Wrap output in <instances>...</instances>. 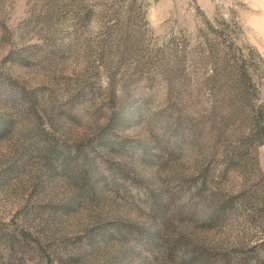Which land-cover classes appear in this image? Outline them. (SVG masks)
<instances>
[{
    "label": "rangeland",
    "instance_id": "374dc122",
    "mask_svg": "<svg viewBox=\"0 0 264 264\" xmlns=\"http://www.w3.org/2000/svg\"><path fill=\"white\" fill-rule=\"evenodd\" d=\"M262 141L264 0H0V264H264Z\"/></svg>",
    "mask_w": 264,
    "mask_h": 264
},
{
    "label": "trees",
    "instance_id": "16d2710c",
    "mask_svg": "<svg viewBox=\"0 0 264 264\" xmlns=\"http://www.w3.org/2000/svg\"><path fill=\"white\" fill-rule=\"evenodd\" d=\"M236 66H237V68L239 69V72H238V77L240 78V83H241V85H242V92H243V95H245V97H246V95L248 94L247 92H248V86L246 85V82H247V77L245 76V71H244V69H243V65H241V64H236ZM255 114H257L256 115V117L258 118V122H261L260 120L261 119H259V116L261 115L262 116V113H261V111H256V113ZM257 121V120H256ZM263 143H264V141H262ZM262 263V262H264V261H259L258 263Z\"/></svg>",
    "mask_w": 264,
    "mask_h": 264
}]
</instances>
